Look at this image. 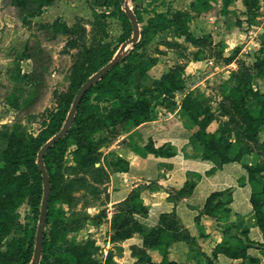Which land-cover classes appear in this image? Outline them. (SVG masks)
Here are the masks:
<instances>
[{"label":"trees","instance_id":"trees-1","mask_svg":"<svg viewBox=\"0 0 264 264\" xmlns=\"http://www.w3.org/2000/svg\"><path fill=\"white\" fill-rule=\"evenodd\" d=\"M96 5H110L111 0H93ZM135 1V0H133ZM12 8L16 16L27 19L40 15L47 7L53 5L54 0H2ZM216 0H192L191 8L195 14L185 17V12L177 11L174 15L156 12L140 30V39L133 48L123 54L121 60L115 64L98 82L92 85L80 100L76 115L68 133L57 140L44 154V164L50 180V194L48 197L47 225L43 237L42 255L39 264H117L111 254L104 262L95 258L87 242L77 245L64 235V218L62 210L56 207L62 187V162L69 144L75 145L72 159L77 168L93 166L95 154L101 145L95 140L98 132H114L122 121H129L133 127L157 118V106L170 109L179 105L183 116L190 121L191 134L189 143L199 145V157L214 163L210 173L225 164L239 163L246 172V181L250 184V204L255 216V226L260 230L264 239V159L256 164L246 161L251 151V142L258 143L264 157V91L253 87L252 74L244 65L233 71L230 78L221 84L222 96L229 106H224V115L231 120H241V135L232 140L222 128L211 131L210 124L216 120V114L209 104L199 94L188 91L178 103L176 92L185 89L184 71L179 68L164 74L155 80V88L142 87L137 82V76L148 77L153 66L151 58L135 62L139 49L144 48L152 38L167 27L174 29L179 37H183L192 44L201 46L216 45L211 34L195 35L188 22L191 18L206 14L214 9ZM221 13L230 12L232 0H222ZM246 7L247 21L254 24L260 9L259 0H243ZM138 21L141 20L139 17ZM59 25L61 28H58ZM132 30V25L130 26ZM48 37L56 38L60 32H71L66 23L56 21L53 27H47ZM261 46L256 55L255 67L264 77V34L260 35ZM222 45L225 46L224 42ZM115 51L110 47L100 50L93 58L87 56V73L84 80L73 78L70 93L63 99L62 107L52 116L50 122L36 136L26 131L21 115L40 100L47 83V78L53 64V56L49 50L39 42H25L17 57V67L11 73L14 81L13 90L8 95L9 103L19 112V116L10 127L4 124L0 130V264H28L32 261L36 232L34 228L27 229L24 236L10 241L2 249L5 239L18 226V209L26 201L34 216L39 217L43 198V176L37 164L38 152L41 147L62 128L72 106L73 100L83 83L100 68L113 59ZM32 61V70L22 73V60ZM227 62L235 56L224 58ZM95 96L92 99V95ZM110 98L112 104L105 114L98 112V105L93 100ZM32 115V114H31ZM136 152L145 155L151 153L156 156L171 157L177 149L171 143L157 146L149 138L143 146H137ZM114 171H128L130 162L115 154L110 163ZM103 168V167H102ZM200 175L188 179L177 192V197L190 195L194 190ZM225 195V198H223ZM233 192L231 189L215 190L211 192L201 210V215L221 219L232 214L231 203ZM149 214V207L144 203L139 189H133L125 199V208L114 213L111 228L115 240H125L135 234L142 237V245L156 250L161 255L160 261H150V264H183L169 257V249L179 240L193 243L196 237L180 225L170 220V215L164 212L160 215L155 226H147L138 217L144 218ZM199 219V216H196ZM250 227L242 230L243 237H237L233 242L224 237L216 244L211 255L200 252L201 257L194 258L204 264H216L218 255L231 259H239L237 264H261L264 260V241L253 240ZM258 249L260 255H254L250 249ZM191 251L195 250L191 244Z\"/></svg>","mask_w":264,"mask_h":264},{"label":"rangeland","instance_id":"rangeland-1","mask_svg":"<svg viewBox=\"0 0 264 264\" xmlns=\"http://www.w3.org/2000/svg\"><path fill=\"white\" fill-rule=\"evenodd\" d=\"M191 2L192 0H111L110 5L103 6L94 4L93 0H54L53 5L47 7L40 15L23 19L17 17L15 11L0 0V130L4 124L12 127L19 116V112L9 103L8 95L15 84L11 79V73L16 70L17 57L25 42H39L53 56V64L40 100L21 115L27 133L36 136L62 107L64 97L70 93L73 78L79 80L86 78L87 56L93 58L105 47L112 48L116 55L122 44L132 37L131 19L125 12L127 5L132 8L136 18L141 19L138 21L141 30L156 12H164L171 16L177 11H182L185 12V17L194 15L195 10L191 8ZM259 2L260 9L254 24L247 21L243 0H232L229 6L230 12L226 15L220 14L222 0H216L213 10L198 16V19L193 17L189 20L188 25L195 35L215 33L216 45L192 44L183 37L177 36L171 27L158 32L144 48L139 49L134 59L135 62L148 58L153 61L148 77L137 76L139 85L153 89L155 80L160 79L164 74L185 68V89L183 92H176L177 102L179 103L188 91L199 94L216 114V120L210 124L209 129L216 131L222 128L232 140H235L241 135V120L239 118L231 120L224 115L222 105L227 107L229 103L222 96L221 84L231 81L232 72L244 65L252 74L253 87L264 91V77L254 65L261 46L260 35L264 34V0ZM56 21L61 24L66 23L72 31L60 32L56 38L48 37L46 29L53 27ZM58 28L61 26L59 25ZM224 39L230 43L222 45ZM230 46L232 47L228 49L227 47ZM132 48L133 44H128L124 54ZM231 55L235 56V65H231L229 69L222 68L223 61H226L224 58ZM196 60L203 63L194 68L192 73H187L188 64ZM210 60H213V64L209 63ZM20 70L22 73L30 72L32 61L22 60ZM94 96L95 94L92 95V99ZM93 101L98 105L100 114H105L112 104V100L107 97ZM178 107V104L170 109L157 106V117L179 119L186 126H190V121L180 110H177ZM132 129V124L124 120L111 134L96 133L94 138L100 140L101 145L95 154L96 160L93 166L84 168L75 166L72 159L75 145L72 142L62 162V187L56 207L63 212L64 235L77 245L91 242L89 249L94 257L102 262L108 254L113 256L117 264H150V261H155L157 257L156 250L139 245L137 241L129 238L115 240L111 228L114 213L125 208V199L133 189H139L142 196L145 187L158 188V182L152 180L148 185L139 184L125 198H122L123 194L117 192L124 179L120 176L112 177L120 171H114L110 163L115 158L118 146L134 150L146 140L138 131L132 132ZM262 138L264 133L261 134ZM250 146L251 151L247 154L246 161L256 164L263 160L258 143L251 142ZM199 150V145L191 148L192 154L197 157ZM139 155L143 157L145 154L141 151ZM229 173L238 178V183L234 187L225 189L234 192L237 186H247L251 190L250 184L246 181V172L241 165L230 167ZM198 175L192 172L189 178L194 179ZM178 191L177 189L174 190L175 193L171 191L168 196V199L174 200L175 204L185 196L177 197ZM241 203L244 205L242 211L232 209L231 215H223L221 219L205 215L213 227L209 232L210 236L215 237L220 231L223 238L228 237L235 242L237 237H243L244 228L255 227V216L251 205L247 204V201ZM201 210L202 207L197 210L198 220L197 215L195 216L200 236L196 237L193 243L185 241L189 247L188 257L191 259H195L194 255L201 257L200 252L203 251L200 242L207 236L204 231L205 223L201 219L203 216ZM167 213L171 221L186 228L175 209ZM138 218L141 220V217ZM38 221L39 217L34 216L26 201L18 209L17 228L5 239L2 249H5L13 239L24 236L27 229L34 228L36 232ZM45 230L50 234L49 224L46 225ZM191 244L195 247L194 251L190 249ZM203 262L201 260L199 264H204ZM261 264H264V260Z\"/></svg>","mask_w":264,"mask_h":264},{"label":"crops","instance_id":"crops-1","mask_svg":"<svg viewBox=\"0 0 264 264\" xmlns=\"http://www.w3.org/2000/svg\"><path fill=\"white\" fill-rule=\"evenodd\" d=\"M220 14L222 13L220 12ZM197 17L196 19H198ZM209 34L212 35L214 42H217L215 33L209 32ZM223 41L226 45L230 43L227 39ZM231 47L232 46L227 48L230 49ZM210 61H212L211 64H213V60ZM202 63L203 61H191L186 67V72L192 73L194 68L199 67L198 65ZM231 65H235V59L229 62L223 61L222 68L229 69L232 67ZM177 110H179V107ZM134 131H138L140 133L139 135L146 139L143 144L139 145H145L148 139L151 138L157 146L171 143L177 149V153L171 157L156 156L151 153L141 157L135 150L124 146H118L116 154L127 159L130 162V168L128 171L116 172V175L112 176H120L124 179L120 190L117 192L123 194L122 198H125L127 194L139 184L144 183L148 185L152 180H156L158 182V188L152 189L145 187L143 189L142 197L144 203L149 207V214L147 217L141 218V221L148 226H155L162 213L175 209L190 234L199 237L200 232L195 222L198 208L203 206L207 196L211 192L225 189L230 186L234 187L235 184L238 183V178L229 173V170L230 167L239 163L225 164L221 168H217L210 173V170L214 167V163L192 154V145L189 143L191 127L186 126L179 119L173 120V118L169 119L167 116H158L154 120L133 127L132 132ZM192 172H196L200 175L192 193L190 195H185L177 204L174 203V200L170 201L168 199L170 192H174L176 189L179 190L186 180L190 179L189 174ZM113 195L114 194H112V196ZM249 197L250 189H248L247 186L235 187L233 201L231 203L232 209L242 211L244 205H242L241 202L245 203V201H247V204L251 205ZM201 219L205 223L204 231L207 236L201 240L200 244L202 246V251L207 255H211L212 250L217 243L222 241L223 236L220 231L215 235L216 238L213 235L210 236L209 232L213 228L212 225H210V220L205 218V215L201 216ZM249 235L255 241H264L260 230L256 226L250 228ZM129 240L137 241L139 245H142V237L138 234H135L129 238ZM250 252L254 255H260L258 249L252 248ZM156 253L157 257L155 261H160L162 257L157 251ZM188 255L189 247L184 240L174 242L169 249L170 259L177 260L183 264H199L197 260L189 258ZM240 261L239 259H231L220 254L215 260V263L237 264L240 263Z\"/></svg>","mask_w":264,"mask_h":264},{"label":"water","instance_id":"water-1","mask_svg":"<svg viewBox=\"0 0 264 264\" xmlns=\"http://www.w3.org/2000/svg\"><path fill=\"white\" fill-rule=\"evenodd\" d=\"M125 12L126 14L130 17L131 23H132V28H133V35L131 38H129L126 42H124L120 48V50L116 53V55L113 57L111 61H109L105 66L100 68L97 72H95L93 75H91L81 86L79 89L78 93L76 94L72 106L70 108V111L67 115V118L60 129L58 133H56L54 136H52L39 150L38 152V159H37V164L42 172L43 176V187H44V192H43V198H42V203H41V209H40V215H39V221L37 225V231H36V237H35V245H34V254L32 261L28 264H39L41 255H42V248H43V237H44V232L45 228L47 225V213H48V197L50 194V180L49 176L44 164V154L45 152L59 139L64 137L74 120V117L76 115L77 107L82 99L84 93L96 82H98L115 64H117L124 52L125 48L128 44H135L139 41L140 39V26L139 22L135 16L134 11L130 6L125 7Z\"/></svg>","mask_w":264,"mask_h":264},{"label":"built area","instance_id":"built-area-1","mask_svg":"<svg viewBox=\"0 0 264 264\" xmlns=\"http://www.w3.org/2000/svg\"><path fill=\"white\" fill-rule=\"evenodd\" d=\"M210 63H212V61H210Z\"/></svg>","mask_w":264,"mask_h":264}]
</instances>
